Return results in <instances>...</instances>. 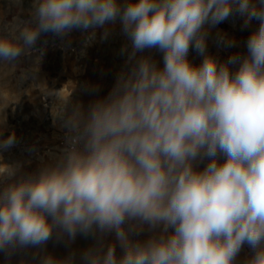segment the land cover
<instances>
[{
  "label": "clouds",
  "instance_id": "obj_1",
  "mask_svg": "<svg viewBox=\"0 0 264 264\" xmlns=\"http://www.w3.org/2000/svg\"><path fill=\"white\" fill-rule=\"evenodd\" d=\"M234 13L259 27L218 63L208 29ZM117 25L131 68L87 106L53 94L62 144L36 169L0 156V253L55 241L66 255L27 264H264V0H33L0 27V66L42 36ZM17 142L0 131V154Z\"/></svg>",
  "mask_w": 264,
  "mask_h": 264
},
{
  "label": "rangeland",
  "instance_id": "obj_2",
  "mask_svg": "<svg viewBox=\"0 0 264 264\" xmlns=\"http://www.w3.org/2000/svg\"><path fill=\"white\" fill-rule=\"evenodd\" d=\"M32 6L33 0H0V27L27 20ZM243 19L234 13L208 29L207 52L218 63L225 61L235 50L229 46L231 43L246 40L251 32L258 29L259 21L256 19L248 28H242ZM125 43L119 25L112 28L106 38L103 29H96L94 36L73 31L64 39L49 34L42 36L36 50L21 57L17 66H0V121H7L6 128L0 125V131L5 130V135L15 132L18 141L15 147L0 154L2 162L18 163L22 172H31L40 165L41 157L46 160L48 152L62 144V132L56 122L60 104L53 94L61 98L71 97L85 106L98 96L106 95L116 76L131 68V64L126 63L127 56L120 54ZM143 55H152L162 64L159 52L145 50L137 54L138 57ZM189 58L197 64L202 60L191 50ZM91 86H98L99 91H87ZM44 103L54 109V114L48 119ZM206 163L207 160L204 161ZM113 238L108 237L109 240ZM92 243L91 238L78 236L71 247L83 250ZM68 251L64 244L49 241L40 249H17L10 258L0 253V264H27L34 257L47 253L63 257Z\"/></svg>",
  "mask_w": 264,
  "mask_h": 264
},
{
  "label": "bare ground",
  "instance_id": "obj_3",
  "mask_svg": "<svg viewBox=\"0 0 264 264\" xmlns=\"http://www.w3.org/2000/svg\"><path fill=\"white\" fill-rule=\"evenodd\" d=\"M43 108H44V112H45L46 119H48L50 116H52L54 114V111H53L54 109L52 110L51 107L50 106H47L46 103H44Z\"/></svg>",
  "mask_w": 264,
  "mask_h": 264
}]
</instances>
